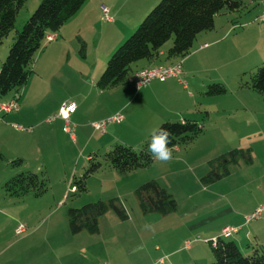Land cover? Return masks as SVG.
I'll list each match as a JSON object with an SVG mask.
<instances>
[{"label":"rangeland","instance_id":"obj_1","mask_svg":"<svg viewBox=\"0 0 264 264\" xmlns=\"http://www.w3.org/2000/svg\"><path fill=\"white\" fill-rule=\"evenodd\" d=\"M41 1L28 0L20 9L14 29L0 43V65L8 54L14 32L23 27ZM95 1L98 8L102 4L108 9L111 23L102 21V8L101 13L91 8ZM159 1L87 0L81 13L75 15L76 19L60 28L58 40H67L65 51L55 50L54 46L50 47L51 43L44 41L41 51L34 56L32 72L18 92L19 112L1 114L0 151L4 159L0 161V264H210L213 257L208 242L190 230L196 215L183 217L186 208L206 199L199 190H228L237 181L248 180L260 183L261 189L256 184L254 192L264 196V101L256 93L240 87V81H247L264 60V22L260 20L264 0H243L242 20H238L230 37L219 43L220 54L204 65L196 60L195 72L184 73L189 92L199 98L190 118L199 121L203 134L189 146L176 148L166 163L154 160L148 168L134 172L103 166L88 179L87 192L79 194L72 189L73 176L82 174L87 164L86 147L94 134L91 123L106 118L94 121L82 114V123L72 120L76 126H88L77 128L75 141L62 131L61 122L58 129V123L53 125L47 119L57 113L63 101H76L80 105L81 95L88 92L85 83L91 75L96 74L94 79H98L108 57ZM170 45L171 41L166 42L162 50ZM41 52L49 55L40 56ZM182 67L185 72L184 63ZM213 82L223 84L226 93L215 97L221 99L214 107L207 108L206 114L203 108L210 98L200 90ZM14 95L11 92L0 98V105L7 104ZM163 122L166 121L157 127ZM16 124L23 128L32 126V133L24 130L30 132V138L20 134L13 127ZM34 136L49 137L40 143ZM122 136L128 141L139 139L134 134L122 133ZM27 140L34 145L36 156L30 155L20 166L13 167L11 162L18 158L15 156L18 143ZM128 141L121 143L128 144ZM139 146L134 149L138 150ZM111 147L105 144L100 157ZM234 149L247 150L251 162L240 159L229 166V174L224 179L203 185L200 180L209 170L208 163ZM40 170L48 178V189L42 196L29 194L13 198L5 192V183L18 172L40 173ZM151 180L175 199L174 212L162 215L143 209L137 189ZM189 195L193 196L192 200ZM110 200L121 204L125 217H120L109 205ZM98 201L107 204L108 210L98 219L97 231L83 229L73 233L68 209ZM20 226L24 228L22 232H18ZM187 241L193 242L189 250L185 248ZM245 247L246 244L240 248L243 254H251Z\"/></svg>","mask_w":264,"mask_h":264},{"label":"trees","instance_id":"obj_2","mask_svg":"<svg viewBox=\"0 0 264 264\" xmlns=\"http://www.w3.org/2000/svg\"><path fill=\"white\" fill-rule=\"evenodd\" d=\"M27 1L0 0V43L14 29L16 17ZM86 1L42 0L40 2L23 27L14 32L8 54L0 65V98L11 92H19L32 72L34 56L42 47L46 35L56 34ZM244 7L242 0H160L142 19L130 37L108 58L104 70L96 81L97 89L109 90L125 84L131 75V66L142 60L151 61L159 58L164 44L168 41H171V45L160 57V62H171L170 65H173L184 59L192 52L198 35L214 29L215 18L218 15L240 11ZM240 87L256 93L264 101V61L250 73L247 81H240ZM225 93L226 88L221 83L208 84L204 91L207 96H220ZM161 127L171 133L168 145L171 153L175 148L189 146L204 131L198 121L189 119L167 121L158 128ZM149 140L150 135L138 150L117 143L102 157L98 153H92L83 173L73 177L72 189L79 194L87 192L88 179L103 166L120 172H134L148 168L155 160L148 151ZM3 159L4 155L0 151V161ZM240 159L246 163L251 162L247 150L234 149L219 155L208 163L209 170L201 178V183L209 185L220 181L229 174V166L236 164ZM21 164V159L11 162L16 168ZM4 189L13 198H22L29 194L40 197L48 189V178L43 171L40 173L20 171L5 183ZM137 195L146 211L166 215L177 208L172 195L154 180L143 183L137 189ZM109 205L120 217H125L123 207L118 201L110 200ZM107 210L108 205L101 201L85 204L79 208H69L68 221L72 232L79 233L83 229L91 233L96 232L98 219ZM208 244L213 257L210 264H264V245H252L251 254L244 255L233 240H227L222 236L209 241Z\"/></svg>","mask_w":264,"mask_h":264},{"label":"crops","instance_id":"obj_3","mask_svg":"<svg viewBox=\"0 0 264 264\" xmlns=\"http://www.w3.org/2000/svg\"><path fill=\"white\" fill-rule=\"evenodd\" d=\"M84 5L76 14L81 13L80 11H82ZM96 5H97L96 1L92 2L91 8L94 9L96 8V10H98V13L99 12L101 13V6L104 5L101 4L100 8H98ZM241 14L242 12L240 10V11L226 12L221 15H218L215 18L214 29L210 32L201 33L200 35H198L197 39L194 42L195 45H193L192 52L187 57L181 60L182 61L181 74L178 77L169 78L164 82L153 81L150 85L138 91H136L137 89L134 88V86L131 84L132 82H130V76H132V74L137 70L144 68H151L159 65H170L171 62L168 63L160 62V57L164 55L166 49L165 50L163 49V51L159 55V58L155 60H151V61L142 60L137 62L135 64L134 69L131 71L129 80L125 84L118 85L115 88L109 90L97 89L96 87L97 79L96 80L94 79L96 74L91 75L90 79L87 81V83H85L88 86V92L86 94L83 93V95H81L82 100L80 105L76 101H73L77 104V109L73 114V116L71 117V121L74 120L78 124L82 123L83 120L82 114H84L87 118H92V120L94 121L105 119L117 112L122 113L125 116H123L124 118L123 121L119 123L121 125L123 124L121 127L114 126L112 128H107L108 126L113 125V124H109L108 126H106L104 132L93 131L94 134H92V137L89 139L86 147L88 149L86 162L92 153L101 154L102 147L105 144H107V146H113L117 143H121L123 140L124 142H127L128 140L124 139L122 133L124 135L134 134L137 135L139 138L136 139L135 141L133 140L128 141V144L126 143H122V144L125 145L130 144L129 146H132V144L134 146H139V145L141 146V144L148 138V137L146 138V136L150 135L152 129L158 128L162 123L158 127L157 125L162 121L167 122V120H171L172 118H177L178 119L177 121H184L186 119L196 121V119L190 118V113L193 112V108L195 107L194 106L195 102H197L199 98L193 95L191 92H189L190 89L187 86V83L184 79V73L186 74L187 72V74H191L190 72L192 73L195 72L196 69L193 64L194 62H196V60H198L200 63L204 65L205 62H211L216 55L220 54L219 51L221 49L219 43L224 38L227 39L230 37L232 31L236 28L238 20L239 21L242 20ZM75 15L71 17L68 21H70L71 19L72 21L76 19ZM223 15L225 16V18H220ZM111 22L112 20L108 23ZM59 34H60V30L56 33L55 40L48 43H51L50 47L54 46L55 50H57V48L58 49L61 48V52H64L67 46V44H65L67 43V40L61 38L62 40L59 41L58 40V37L60 36ZM205 44L207 45L206 47L203 46ZM41 48L39 49L38 52L41 51ZM50 49L47 50L49 53H50ZM42 55H49V54H46V52L42 54L41 52L40 56ZM51 56L52 55L50 54V56L48 57ZM183 63L185 64L186 67L185 72L182 67ZM101 73L98 74L101 75ZM207 85L204 88L205 90ZM204 89L203 91L200 90L201 94H204L205 91ZM215 97L217 96L206 95V98H210L208 101L206 100L207 102L203 108V110L206 111L205 112L206 114H207V108L214 107L219 102L218 99H221ZM143 106L145 108L144 110H143ZM137 108H138V113H135ZM93 112H96V116L90 117V114ZM76 113H79V116L78 115L76 116ZM60 122H61L60 120H56L55 122H51V124L55 125L58 123L57 128L59 129ZM61 124L63 123L61 122ZM74 126H75L74 141H75L77 128L88 127V126L87 125L76 126L75 124ZM28 128H31V133H32L33 127L27 126V128L24 129H28ZM106 129L108 130V134L105 133L107 132ZM1 130L2 129H0V131ZM62 131H63V127H62ZM19 133L20 134L25 133L24 135H27L30 138V132L28 131L24 132L20 130ZM95 133H99V134L95 136ZM34 138L36 139V142L42 143L45 140L46 136L42 138H38V136H34ZM144 138L146 139L143 141ZM28 140L18 143L17 151H16L17 155H15L16 157H18L17 159L21 158V160H25L30 155H32L33 157L36 156L34 145L32 146L31 145L32 143H29ZM138 140H142V141H140L139 143ZM93 142L95 143L94 145H92ZM8 145L12 146L13 144L11 142H8ZM175 149L173 150V152L175 151ZM44 167L46 170L47 166L44 165ZM247 181L248 180L237 181L236 183L233 184L234 186H231V188H229L228 190L223 189V191L219 189L199 190L202 196H206V199L198 202L197 204L193 203V205L186 208V211H184L185 213L183 215L184 218L196 215L190 227V230L193 232V234H195L196 236L200 235L202 238H204L206 242H209L211 240L216 239L217 237L222 236V232L224 228L234 227L237 228V232L231 234L228 237H225V239L233 240L238 245L239 248H242L246 244L245 247L246 252H250L251 251L250 246L254 244L264 245V211L262 212L261 218L259 220L250 223L245 222V216L250 214L257 207L261 206L264 208V196L262 197L260 193L258 194L257 192H254L256 184L258 186V190L261 189L260 183L247 182ZM192 197H193L192 195H189L190 200L193 199ZM194 202L196 201L194 200ZM192 243L193 242H191V244ZM190 246L186 249L189 250Z\"/></svg>","mask_w":264,"mask_h":264},{"label":"built area","instance_id":"obj_4","mask_svg":"<svg viewBox=\"0 0 264 264\" xmlns=\"http://www.w3.org/2000/svg\"><path fill=\"white\" fill-rule=\"evenodd\" d=\"M101 8L103 13L102 21L110 22L112 19L109 17L108 9L105 6H102ZM260 20L264 22V9L260 16ZM55 38H56V34L48 33L45 37V41L51 42L55 40ZM203 46L206 47L207 45L205 44ZM181 62L182 61L179 60L173 65H169V66L160 65L150 69L139 70L132 75L130 81L137 90H140L142 88L147 87L153 81L164 82L169 78L178 77L181 74ZM18 99H19L18 93H15L13 98L7 104L0 105V121L2 120V116H1L2 113L8 114L11 112H16V113L18 112L19 110ZM76 109H77V104L75 102L68 100L63 101L60 104L57 113L50 116L47 119V122L51 123V122H55L56 120H60L63 123V131L67 135H69L70 138L74 139L75 126L71 121V117L75 113ZM123 119H124L123 116L117 113L113 116L106 118L105 120L91 123V126L94 129V131L104 132L106 126H108L109 124H119L123 121ZM13 127L16 130H21V131L31 130V128L24 129L22 126L17 124L14 125ZM263 210L264 208L261 206L256 208L251 214L245 216V222L250 223L259 220L261 218V214ZM23 230L24 228L22 226L18 228V232H22ZM236 232H237V228L226 227L223 229L222 237L224 238L228 237ZM189 246H190V242L187 241L185 243V248H188Z\"/></svg>","mask_w":264,"mask_h":264},{"label":"clouds","instance_id":"obj_5","mask_svg":"<svg viewBox=\"0 0 264 264\" xmlns=\"http://www.w3.org/2000/svg\"><path fill=\"white\" fill-rule=\"evenodd\" d=\"M170 135L171 133L162 127L152 129L150 133L148 151L158 162L166 163L172 158L171 150L168 147Z\"/></svg>","mask_w":264,"mask_h":264}]
</instances>
